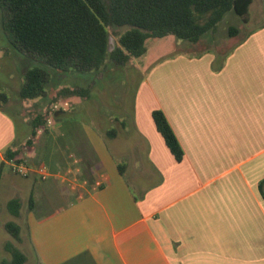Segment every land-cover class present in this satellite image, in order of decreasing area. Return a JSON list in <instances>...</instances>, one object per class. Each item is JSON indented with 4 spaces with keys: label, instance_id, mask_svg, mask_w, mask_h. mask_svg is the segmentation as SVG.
Returning <instances> with one entry per match:
<instances>
[{
    "label": "crops",
    "instance_id": "0c3cea01",
    "mask_svg": "<svg viewBox=\"0 0 264 264\" xmlns=\"http://www.w3.org/2000/svg\"><path fill=\"white\" fill-rule=\"evenodd\" d=\"M0 16L1 28V6ZM169 58L136 87L128 128L113 110L119 103L99 99L118 65L91 72L88 97L73 112H55L41 143L24 153L32 167L47 165L52 176L43 182L4 162L13 144L22 155L32 121L21 118L19 140L16 120L0 110V182L18 179L9 181L15 195L4 205L19 240L3 248L31 252L37 264H264V21L227 53ZM66 79L50 73L45 92ZM82 109L92 116L89 128L73 116ZM154 110L171 127L180 162L156 131ZM79 147L91 161L88 178L72 189L68 179L84 171L69 167ZM11 200L19 201L17 216Z\"/></svg>",
    "mask_w": 264,
    "mask_h": 264
},
{
    "label": "trees",
    "instance_id": "16d2710c",
    "mask_svg": "<svg viewBox=\"0 0 264 264\" xmlns=\"http://www.w3.org/2000/svg\"><path fill=\"white\" fill-rule=\"evenodd\" d=\"M251 3L252 0H0L7 14L6 25L19 49L42 59L26 71L18 97L21 101L39 98L50 73L103 72L108 62L124 66L145 54L149 38L172 35L196 44L230 11L247 21ZM236 32L231 28L229 34ZM110 38L116 42L112 50ZM69 96L87 98L88 91L64 88L57 93L58 98ZM0 101L7 103V96L0 94ZM151 117L166 147L180 162L183 151L164 114L154 110ZM41 122L40 117L33 119L28 137L36 136ZM46 132L44 129L43 134ZM25 144L32 143L27 140ZM14 146L4 151V162L19 154ZM4 162L0 164V177ZM118 168L121 173L122 167ZM29 205L31 210L32 198ZM19 208L18 200L7 204L14 216ZM4 228L19 240L16 224L8 222ZM7 251L11 254L9 264L25 262V256L16 248L8 245Z\"/></svg>",
    "mask_w": 264,
    "mask_h": 264
},
{
    "label": "rangeland",
    "instance_id": "374dc122",
    "mask_svg": "<svg viewBox=\"0 0 264 264\" xmlns=\"http://www.w3.org/2000/svg\"><path fill=\"white\" fill-rule=\"evenodd\" d=\"M262 21H264V0H252L249 6L247 21H243L242 18L230 11L223 16L214 30L202 36L200 42L196 44L177 39L172 35H167L162 38H149L145 42L146 52L144 55L134 60L131 59L132 62H128L129 64L118 66L119 68L110 71L108 78L111 77L113 80L110 81L108 79L102 83L104 90L99 99L106 107H109L113 103H119V108L113 110H115L120 117L125 119L126 128H128L132 118V107L136 87L143 81L144 77H149L148 75L152 69L157 64L161 63L162 60L166 58L169 60L171 59L169 57L175 56V54H182L185 56L197 55L204 50H211L212 52L221 54L227 53L232 50L248 31L255 28ZM6 24L5 22L4 27L0 28V33L2 34V37L0 35V94L6 95L8 102L3 103L0 101V107L2 110H5V112L11 114L12 118L16 120L19 140L23 138L22 117L30 122L33 121L35 117H40L42 120L41 127L36 130L37 137L26 139V141L29 140L33 145L25 144L26 141L23 143V146L21 145L24 149L22 148L23 150L20 151L23 156L21 155L16 158V160H19L24 158L25 152L31 149L33 150L32 146L34 147L37 143H41V139H39L38 135H41L44 129H50L49 127L52 125L48 124V121H52L55 112H73L76 106L80 105V101L84 99L78 96L58 98L57 92L59 89L65 87L70 89L83 88L85 85L84 83H86L88 77H91L92 73L79 76L77 73L69 71L67 73V79L64 82L54 85L56 89L47 90V92H44V94L40 95L37 99L21 101L18 97V92L23 84L24 77L22 74L25 75L28 68L37 64L39 61L41 62L42 59L37 56H28L25 52L20 50ZM231 28L237 30L236 34H229ZM115 43V40L110 38V50L114 48ZM95 73L96 72H94L92 78L100 75V72L96 73L97 75ZM79 78H84V82L79 81ZM114 115L116 116V114ZM73 116L89 128V123L92 120V116L89 113H86L82 109L79 113L73 114ZM71 154V157H73L72 159L76 160L75 163H73V160L71 164H69L71 170H76L80 167L84 170L77 173L75 172V177L81 183L88 178L86 165L90 164L91 160L82 147L75 149ZM74 165H76V167H73ZM15 180L17 181L18 179L11 177L5 178L3 182H0V264L10 263L11 254L3 248V246L5 244L12 245L15 241L13 237L7 234L2 228L3 224L7 222L17 223L16 220L10 221V217L4 205L9 198H13L15 195L13 194L14 191L7 186L9 181ZM23 192L20 193V197L24 196ZM25 207L26 203L22 202L20 212H22ZM22 254L25 256V262L23 264H37L38 260L31 252L27 253L26 251Z\"/></svg>",
    "mask_w": 264,
    "mask_h": 264
},
{
    "label": "built area",
    "instance_id": "2783aa9c",
    "mask_svg": "<svg viewBox=\"0 0 264 264\" xmlns=\"http://www.w3.org/2000/svg\"><path fill=\"white\" fill-rule=\"evenodd\" d=\"M8 165L11 168V171L21 175V176H26L29 173L33 172L37 175L38 180L39 181H46L47 179H49V177L52 176L51 172L48 170V168L45 165H39L37 167H32L29 163V161L25 158H21L19 160L13 159L11 161H8ZM70 175V172L69 174ZM58 177H60L61 179L66 178V176H63L61 174H58ZM72 185V189H74L75 184L78 185L79 182L77 180V178L75 176H72L71 179Z\"/></svg>",
    "mask_w": 264,
    "mask_h": 264
}]
</instances>
